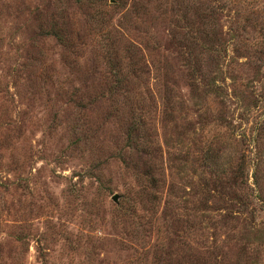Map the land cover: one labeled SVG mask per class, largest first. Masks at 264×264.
<instances>
[{"label": "rangeland", "instance_id": "374dc122", "mask_svg": "<svg viewBox=\"0 0 264 264\" xmlns=\"http://www.w3.org/2000/svg\"><path fill=\"white\" fill-rule=\"evenodd\" d=\"M0 264H264V0H0Z\"/></svg>", "mask_w": 264, "mask_h": 264}, {"label": "trees", "instance_id": "16d2710c", "mask_svg": "<svg viewBox=\"0 0 264 264\" xmlns=\"http://www.w3.org/2000/svg\"><path fill=\"white\" fill-rule=\"evenodd\" d=\"M211 45H213V44H211Z\"/></svg>", "mask_w": 264, "mask_h": 264}]
</instances>
